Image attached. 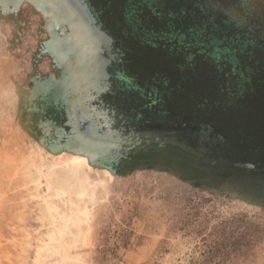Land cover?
I'll list each match as a JSON object with an SVG mask.
<instances>
[{
	"label": "rangeland",
	"instance_id": "1",
	"mask_svg": "<svg viewBox=\"0 0 264 264\" xmlns=\"http://www.w3.org/2000/svg\"><path fill=\"white\" fill-rule=\"evenodd\" d=\"M89 2L124 67L0 0V264H264V0Z\"/></svg>",
	"mask_w": 264,
	"mask_h": 264
},
{
	"label": "bare ground",
	"instance_id": "2",
	"mask_svg": "<svg viewBox=\"0 0 264 264\" xmlns=\"http://www.w3.org/2000/svg\"><path fill=\"white\" fill-rule=\"evenodd\" d=\"M23 3H28L32 6H36L39 9V13L45 18V20L54 22V21H61L65 20L69 27V33L73 36V38H84L83 34L80 32V28H82V22L81 21H69L67 19V15L65 12L61 9L64 7V1L63 0H22ZM38 11V10H37ZM67 11V10H66ZM64 12V13H63ZM68 12V11H67ZM70 14V13H69ZM79 20V19H78ZM49 24V23H48ZM47 24V25H48ZM61 25V24H60ZM74 38V39H75ZM86 40V38H84ZM97 40V39H96ZM15 99V98H14ZM26 102V101H25ZM30 112V111H29ZM17 113V112H16ZM16 121V120H15ZM20 123V122H19ZM44 124V123H43ZM48 125V124H47ZM37 129V128H36ZM44 129V128H43ZM83 133V132H82ZM23 134V133H22ZM76 139L73 140V145L71 146L74 151V156L71 160L73 163V166H79V164L82 162L80 159L90 156L91 150L89 149V145L86 144L82 139V135L76 133L75 135ZM73 138V137H72ZM88 139V137H87ZM62 145V144H61ZM5 151V150H4ZM34 152V151H33ZM35 153V152H34ZM5 155V154H3ZM9 155V154H8ZM36 155V154H35ZM11 156V155H10ZM29 156V155H28ZM36 157V156H35ZM34 157V158H35ZM13 158V157H12ZM38 158V157H36ZM7 159V158H6ZM47 159V158H46ZM32 160V159H31ZM40 159L38 158V161ZM30 161V160H29ZM57 161V160H56ZM84 161V160H83ZM36 162V161H35ZM53 162V161H50ZM58 162V161H57ZM85 163V162H84ZM7 164V163H6ZM34 164V163H33ZM42 164V163H41ZM71 164V163H70ZM25 165V164H24ZM35 165V164H34ZM55 165V164H54ZM29 166V165H28ZM56 166V165H55ZM71 166V165H70ZM87 166V165H86ZM32 167V166H30ZM72 167V166H71ZM18 168V167H17ZM61 168V167H60ZM66 168V167H65ZM80 168V167H79ZM13 169V168H12ZM27 169V168H26ZM29 169V168H28ZM41 169V168H40ZM62 169V168H61ZM69 169V168H68ZM75 169V168H74ZM89 169V168H88ZM15 170V169H14ZM19 170V169H18ZM24 170V169H23ZM38 170V169H37ZM13 171V170H12ZM22 171V170H21ZM53 171V170H52ZM79 171V170H78ZM14 172V171H13ZM26 172V171H25ZM68 172V171H67ZM86 172V171H85ZM45 173V172H44ZM29 174V173H28ZM41 174V173H40ZM43 174V173H42ZM59 174V173H58ZM109 174V173H108ZM49 175V174H48ZM52 175V174H51ZM72 175V174H71ZM8 176V175H7ZM33 176V175H32ZM41 176V175H40ZM58 176V175H57ZM11 177V176H10ZM9 177V178H10ZM16 177V176H15ZM19 177V176H18ZM78 177V176H77ZM12 178V177H11ZM48 178V177H47ZM13 179V178H12ZM29 179V178H28ZM59 179V178H58ZM70 179V178H69ZM74 179V178H73ZM33 180V179H32ZM40 181V180H39ZM54 181V180H53ZM93 181V179H92ZM97 181V180H96ZM31 182V181H30ZM99 182V181H98ZM38 183V182H37ZM57 183V182H56ZM92 183V182H91ZM85 184V183H84ZM41 185V184H40ZM59 186V185H58ZM87 187V186H86ZM62 188V187H60ZM35 189V188H33ZM49 189V188H48ZM78 189V188H77ZM95 189V188H94ZM40 190V189H39ZM45 190V189H44ZM89 190V189H88ZM56 191V190H55ZM50 192V191H49ZM63 192V191H62ZM70 192V191H69ZM86 192V191H84ZM93 192V190H92ZM37 193V192H36ZM72 193V192H71ZM39 194V193H38ZM73 194V193H72ZM78 194V193H77ZM90 194V193H89ZM34 195V193H33ZM42 195V193H41ZM61 196V195H60ZM82 196V195H81ZM80 197V196H79ZM62 198V197H61ZM84 198V197H83ZM68 199V198H67ZM36 200V198H35ZM44 200V199H43ZM87 200V199H86ZM77 201V200H76ZM80 201V200H79ZM78 201V202H79ZM60 202V201H58ZM77 202V203H78ZM38 203V202H37ZM72 203V202H71ZM41 204V203H40ZM57 204V203H56ZM84 204V203H83ZM87 204V203H86ZM67 205V204H66ZM81 205V204H80ZM44 206V205H43ZM49 206V204H48ZM51 206V205H50ZM49 206V210H51V207ZM86 206V205H85ZM80 207V206H79ZM83 207V206H82ZM65 208V207H64ZM59 209V208H58ZM71 209V208H70ZM81 209V207L79 208ZM44 210V209H43ZM45 212V211H44ZM80 213V212H79ZM41 214V213H40ZM82 214V213H80ZM56 215V214H55ZM62 215V214H61ZM52 216V215H51ZM82 216V215H81ZM58 217V216H57ZM73 217V216H72ZM90 217V216H89ZM77 219L81 218L80 216L76 217ZM64 219V218H63ZM57 220V219H56ZM76 222V221H75ZM74 222V223H75ZM42 223V222H41ZM44 223V222H43ZM73 223V224H74ZM63 224V223H62ZM70 224V223H69ZM52 225V224H50ZM79 227V226H78ZM75 228V227H74ZM54 229V228H53ZM72 231V230H71ZM51 233V232H50ZM70 233L69 226L67 223H64L61 227L57 226V230L55 233L49 234V243H47V247H52L53 250L58 253L61 258L62 262H56L55 264H64L68 259H72V257L67 253L68 248L72 247L73 241L67 239V235ZM2 235V234H1ZM48 235V234H47ZM75 235V234H74ZM82 236V235H80ZM77 238V237H75ZM74 238V239H75ZM78 239V238H77ZM6 240V239H5ZM4 240V241H5ZM41 240V239H40ZM87 240V239H86ZM51 242H54L53 245H49ZM77 241V240H76ZM76 244V243H75ZM4 245V244H3ZM38 246V245H37ZM46 247V246H45ZM42 248V247H41ZM51 248V249H52ZM46 249V248H45ZM48 249V248H47ZM39 251V250H38ZM1 252V251H0ZM50 252V251H49ZM46 253V252H45ZM70 253V252H69ZM43 254V253H42ZM74 254V253H73ZM55 255V254H54ZM75 255V254H74ZM38 257V256H37ZM40 258V257H39ZM47 258V257H46ZM52 259V258H51ZM58 260V259H57ZM80 260V259H79ZM36 262V261H35ZM50 262V261H48ZM51 264V263H50ZM71 264V263H70Z\"/></svg>",
	"mask_w": 264,
	"mask_h": 264
},
{
	"label": "water",
	"instance_id": "3",
	"mask_svg": "<svg viewBox=\"0 0 264 264\" xmlns=\"http://www.w3.org/2000/svg\"><path fill=\"white\" fill-rule=\"evenodd\" d=\"M65 11L69 15H77L81 18L86 30L100 41L106 55L110 60L117 63L118 60L125 66V60L122 58V51L116 44L114 37L103 26L99 12L92 6L89 0H63Z\"/></svg>",
	"mask_w": 264,
	"mask_h": 264
},
{
	"label": "trees",
	"instance_id": "4",
	"mask_svg": "<svg viewBox=\"0 0 264 264\" xmlns=\"http://www.w3.org/2000/svg\"><path fill=\"white\" fill-rule=\"evenodd\" d=\"M212 102H213V100H212ZM214 102L215 103H213V105L208 103V105L210 104V106L212 107L211 110H213L214 112H217L219 114H222L223 112H225V110H224L225 106H224L223 101H221V99H219V100L217 99ZM206 104H207V102H206ZM230 104H227V105H230ZM238 107L242 108L243 106L242 105H238ZM256 114H257V111L254 113V115L256 116Z\"/></svg>",
	"mask_w": 264,
	"mask_h": 264
}]
</instances>
